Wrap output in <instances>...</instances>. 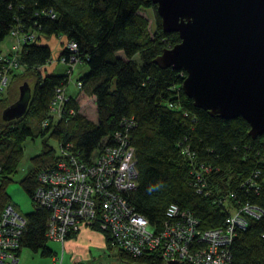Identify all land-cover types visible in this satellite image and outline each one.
<instances>
[{"label":"trees","instance_id":"obj_1","mask_svg":"<svg viewBox=\"0 0 264 264\" xmlns=\"http://www.w3.org/2000/svg\"><path fill=\"white\" fill-rule=\"evenodd\" d=\"M152 9L155 13L150 0H0V42L11 38L13 28L35 37L19 52L24 72L10 78L13 83L33 81L26 114L16 121L2 120V112L17 99L0 100V214L10 205L7 190L20 165L23 143L34 137L31 120L38 122L39 135L47 134L57 146L72 143L77 158L87 162L93 153L100 154L111 145L105 140L120 131L123 122L132 120L136 127L129 132V140L135 150L136 189L123 198L156 230L162 228L172 205L198 220L202 231L221 228L239 206L249 204L264 212V134L252 140L245 120H221L195 109L181 90L186 74L153 64L180 39L176 33L162 32L156 13L151 33L140 12ZM56 38L75 44L74 71L79 64L87 65L86 73L73 82L77 96L67 93L72 78L68 79L64 65L57 64L63 68L62 75L54 73L57 66L51 73L38 70L52 60ZM76 83L81 84L80 90ZM58 88L65 89L68 101L62 118L53 120L50 105ZM80 95L94 99L96 123L79 114ZM48 120V126L42 127ZM59 160L58 150L47 143L31 158L29 174L18 182L31 200L40 171L55 167ZM202 166L210 167V172L204 174L199 194L191 170ZM250 182L257 192L248 187ZM25 217L27 232L19 252L26 248L53 257L45 238L49 212L34 206ZM103 235L108 250L115 249L109 235ZM263 237L264 216L249 218L245 230H238L233 239L231 264H264ZM116 256L127 264H163L154 251L139 259L121 250Z\"/></svg>","mask_w":264,"mask_h":264},{"label":"built area","instance_id":"obj_2","mask_svg":"<svg viewBox=\"0 0 264 264\" xmlns=\"http://www.w3.org/2000/svg\"><path fill=\"white\" fill-rule=\"evenodd\" d=\"M10 33L14 40L10 53L0 55V93L14 73L24 72L19 52L23 45L34 43L35 39L33 35H21L18 28H13ZM52 41L56 57L38 70L51 73L61 63L66 67L70 80L78 64L76 46L62 38ZM64 51L69 53L67 57ZM76 87L80 90L81 84L76 83ZM55 96L49 116L59 120L68 99L64 88H58ZM48 124L49 120L44 121L42 127ZM122 126L120 131L105 140L111 145L104 146L100 154L93 153L88 162L77 158L72 143L57 146L60 162L51 169L40 171L37 176L39 186L31 200L34 206L49 212L45 238L63 245L82 229L90 228L109 235L111 246L134 259L154 251L160 255L163 264H231L229 250L236 232L245 230L249 218L260 220L264 216L263 210L249 204L239 206L227 216L221 228L202 231L198 220L172 205L166 210L167 220L162 228L156 230L133 212L123 198L136 189L137 171L135 150L129 140V132L136 125L130 120L123 122ZM194 169L191 175L196 177L195 188L202 194L204 174L210 172V167L202 166L199 171ZM241 185V188H246V185ZM247 185L257 192L251 182ZM26 226V217L19 215L10 205L1 212L0 264H18L19 247L27 232Z\"/></svg>","mask_w":264,"mask_h":264},{"label":"water","instance_id":"obj_3","mask_svg":"<svg viewBox=\"0 0 264 264\" xmlns=\"http://www.w3.org/2000/svg\"><path fill=\"white\" fill-rule=\"evenodd\" d=\"M163 33L179 43L154 59L160 70L185 73L181 90L197 110L223 120L241 118L255 140L264 134V0H150ZM1 114L16 121L31 87ZM166 264H179L168 262Z\"/></svg>","mask_w":264,"mask_h":264},{"label":"rangeland","instance_id":"obj_4","mask_svg":"<svg viewBox=\"0 0 264 264\" xmlns=\"http://www.w3.org/2000/svg\"><path fill=\"white\" fill-rule=\"evenodd\" d=\"M141 16H144L149 23V27L151 30V33H153L155 29V21H156V15L154 13V10H147L140 12ZM10 36L6 37L0 42V50L2 51L3 48H6V46L10 43ZM52 53L54 58V55L57 53L53 47H52ZM120 57H122V54H119ZM135 60L138 61V58L136 57ZM87 65L86 64H79V66L76 68L75 71L72 73V82L69 83V86L67 88L68 94L77 96L76 91L74 89L73 82L76 81L79 77L84 75L87 71ZM50 71V70H49ZM54 73L56 75H62L63 68L61 66H57ZM28 83V86L31 87V90L33 89V81L28 80L26 81ZM23 82H12V80L8 83L7 87L4 89L2 93H0V100H3L4 98H8L11 100V102L15 101V99H18V88ZM76 93V94H75ZM77 105L79 106V114L84 116L87 120L90 122H95V119H97L96 116V105H94V101L92 99L86 98L83 95H80L77 99ZM31 128L34 130V137L28 138L26 142L23 143V156L20 160V165L18 166L16 175L14 176V182L9 184L7 193L10 196L9 204L11 207L15 209V211L22 216H26L30 214L34 206L32 205L31 198H29L27 195L24 194L22 188L20 185H18V182L20 179H23L26 175L29 174V171L32 168V163L30 162L31 158L38 156L41 152V148L43 143H47L49 146H52L54 149H57V144L55 141L48 139V135H39L38 131L40 130L38 128V122L36 120L30 121ZM83 230V229H82ZM96 232V231H95ZM98 232V231H97ZM75 237V236H74ZM73 238V237H72ZM47 248L51 250L53 253V257H42L40 252H32L29 249L22 248L20 257L18 259V264H70L68 259H65V256H63V250L61 248V245L58 243H53L48 241L47 242ZM108 249V246H107ZM109 259H106L107 261H104L103 264H127L121 260L118 259L117 250L113 249L108 252Z\"/></svg>","mask_w":264,"mask_h":264},{"label":"crops","instance_id":"obj_5","mask_svg":"<svg viewBox=\"0 0 264 264\" xmlns=\"http://www.w3.org/2000/svg\"><path fill=\"white\" fill-rule=\"evenodd\" d=\"M11 43L10 40L9 45L2 51L0 50V55L10 53ZM91 99L94 101L93 98ZM97 120L98 118L93 123H96ZM61 248L63 256L68 259L70 264H103L104 261H107L106 259H109L105 235L90 228L83 229L75 237L66 240ZM20 253L21 251L18 253V259Z\"/></svg>","mask_w":264,"mask_h":264}]
</instances>
